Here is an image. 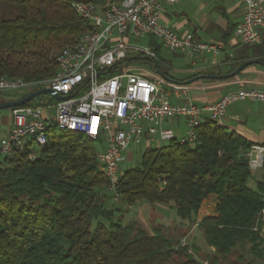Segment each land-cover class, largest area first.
<instances>
[{"label":"trees","instance_id":"1","mask_svg":"<svg viewBox=\"0 0 264 264\" xmlns=\"http://www.w3.org/2000/svg\"><path fill=\"white\" fill-rule=\"evenodd\" d=\"M112 1L119 0H0V75L29 82L54 77L55 53L94 30L73 4ZM150 44L159 60L130 55L103 72L114 75L137 64L175 79L162 69L156 39ZM250 59L264 61V41L238 49L227 72ZM197 141L194 147L172 139L146 148L140 165L123 171L114 205L115 192L98 162L96 142L84 133L53 128L47 147L34 158L28 150L0 157V264H220L247 242L257 252L264 242L255 230L264 183L249 185L252 143L212 120L197 129ZM211 196L215 213L199 226L206 245L215 248L213 257L197 256L176 229L155 226L149 231L116 218L123 206L144 200L173 204L182 219L194 223Z\"/></svg>","mask_w":264,"mask_h":264},{"label":"built area","instance_id":"2","mask_svg":"<svg viewBox=\"0 0 264 264\" xmlns=\"http://www.w3.org/2000/svg\"><path fill=\"white\" fill-rule=\"evenodd\" d=\"M177 1L119 0L106 5L75 2V13L89 21L94 30L56 55L58 72L54 77L29 82L0 75V93L32 87L52 91L45 94L48 102L31 101L11 108L13 123L8 136L0 141V157L28 150L29 157L34 158L37 150L47 147L53 128L84 133L91 140H103L106 144L103 150H97V157L117 200L123 174L121 164L132 143L158 145L160 140L176 139L174 130L165 127V123L182 118L187 132L179 141L194 147L198 143L197 129L208 120L223 126L229 106L246 100L264 103V89L239 88L213 102L198 104L188 85L173 83L157 68L145 65L126 66L114 75L103 72L129 54L159 60L150 44L152 38L168 51L188 56L225 51L223 42H205L193 32L179 34L163 21L166 6ZM240 1L245 12L233 35L242 45H260L264 41V0ZM142 39L147 41L146 45L139 43ZM55 93L68 98L56 99ZM45 110L50 113L45 115ZM248 156L251 169L261 167L264 147L252 145ZM255 230L264 238V206Z\"/></svg>","mask_w":264,"mask_h":264},{"label":"crops","instance_id":"3","mask_svg":"<svg viewBox=\"0 0 264 264\" xmlns=\"http://www.w3.org/2000/svg\"><path fill=\"white\" fill-rule=\"evenodd\" d=\"M179 1L181 0H178L177 2ZM216 7H218L217 9L221 11L222 22L225 24L224 26L221 24L217 25V30L219 31L220 36L219 42H223L226 45L225 51L218 54H214L210 51H204L194 56H188L181 52H172L175 56V60L178 61L177 64L180 65L176 66V69L185 73V76L182 78L174 77L175 79H187L190 75L199 72L202 74L209 72L216 74L218 72L226 73L233 62L235 52L242 48L243 45L240 44L237 39H232L229 42L233 33L229 37H226L225 33L227 30L231 29L234 24L241 21L245 12V7L240 0H238L236 4H229L228 6L218 5ZM162 19L166 24L174 27L179 34L191 32L190 30H185L184 28L186 24L189 23V20L184 18L183 12L175 9L172 5L166 6V11L163 14ZM202 20L205 19L203 18ZM200 25L207 28L206 23ZM193 33H195L196 36L202 40L197 34V28L193 31ZM156 42L161 46L160 57L163 60V64L173 69L174 62L166 58L163 54L164 51L168 53L171 52L168 51L159 40H156ZM228 43H230L229 46ZM188 86L190 95L198 104L213 102L224 93L239 88L264 89V66L261 64H252L246 67L234 78L227 80L199 79ZM49 113L50 111L45 110V115H48ZM12 123V110H0V141L8 136ZM223 126L228 128L230 131H235L241 134L250 143H252V145H260L264 147V103L246 100L229 106ZM165 127L172 128L174 130L177 140L179 137H184L187 132L186 122L182 118L176 121L166 122ZM140 144H145L146 148H157L158 146H163L160 144V141L158 142V145L154 143V146H152L153 143H147L145 141H142ZM253 153L254 155H257L256 151ZM128 157L129 156L126 157V160ZM259 182L264 183V162L261 167L252 169V178L250 179L249 184L251 187L256 188ZM215 210L216 200L211 196L203 202L197 214V220L194 223H191L187 219H182L177 214L173 204L144 201L143 203H140L139 206L134 204L129 207H124V212L121 213H123L122 218L125 221L124 224L135 222L149 231H152L155 226H162L166 229L176 230L187 229L188 234L183 237L184 240H186L190 235L193 236V232L197 227H199L203 218L208 215H213ZM256 264H264V257L262 260L257 261Z\"/></svg>","mask_w":264,"mask_h":264},{"label":"rangeland","instance_id":"4","mask_svg":"<svg viewBox=\"0 0 264 264\" xmlns=\"http://www.w3.org/2000/svg\"><path fill=\"white\" fill-rule=\"evenodd\" d=\"M238 0H181L179 2H176L174 4H171L175 9L180 10V12H183L184 18L189 20V23L186 24L184 27L185 30H190L193 32L197 28V34L201 37L202 40H205V42H219L220 36L219 31L217 30V25H225L224 22H222L221 18V11L217 9L218 5H224L228 6L229 4H236ZM228 4V5H227ZM205 20H202V19ZM206 23L207 28L204 26H201L200 24ZM205 25V26H206ZM232 39H236L235 36H231L229 42ZM139 43L142 45H146L147 41L145 39L139 40ZM230 43H228V46ZM63 47L58 50L55 54L61 52ZM231 51V50H230ZM232 52V51H231ZM164 56L174 62L173 69L169 66H166L165 64H162V69L166 72H168L171 76L175 78H182L185 76V73L177 70L176 66H180L177 64L178 61L175 60V56L171 53H168L164 51ZM130 56V54L128 55ZM129 66H138L136 65H129ZM143 72V70H138ZM37 87H32L29 90H21L19 92H11V93H0V101L4 99H18L21 97L26 96L28 93L32 91H36ZM30 91V92H29ZM49 97L48 95L41 94L36 96L32 102H38L46 101L48 102ZM9 109H2L1 111H7ZM181 139V137L178 138V140ZM170 143V140H160L161 145H167ZM155 144L153 143L152 146ZM97 150H103L106 147V144L103 140L96 142L95 144ZM145 144H138V143H132L130 148L127 151L128 159L125 160L121 164V170L125 171L131 167H136L140 165L142 155L145 151ZM130 153V154H128ZM250 185V184H249ZM109 194H112V191L108 190ZM143 201H138L136 204L139 206L140 203H143ZM111 203L114 205V203L118 204L117 200H111ZM119 206V205H118ZM121 212H124V206L121 209ZM119 213L116 215V218L121 219L124 223V219L122 218L123 213ZM177 236L185 237L186 234H188L187 229H179L176 232ZM193 236L190 235L188 239L184 240L183 243H187L193 247H195V251L197 256H200L201 258H206L208 255L212 256L211 252H214V247H209L206 245V242L203 237V230L202 228L197 227L196 230L193 232ZM260 239H263L262 237ZM252 244L246 243L245 247L238 246L234 252L229 255L227 260L220 261V264H256L257 261H260L263 259V256H261V252L264 249V242L259 243V247L256 249L257 252L252 250ZM213 249V250H212ZM241 256V257H240Z\"/></svg>","mask_w":264,"mask_h":264},{"label":"water","instance_id":"5","mask_svg":"<svg viewBox=\"0 0 264 264\" xmlns=\"http://www.w3.org/2000/svg\"><path fill=\"white\" fill-rule=\"evenodd\" d=\"M146 59H148L147 57H145ZM252 64H261L264 66V61L258 60V59H250V60H246V61H242L233 71L231 72H226V73H220V74H216V73H205V74H199L196 75L190 79H187L185 81H179L177 79H173V78H168L166 77L162 71L157 68L158 72L161 73L167 80L176 83V84H180V85H189L191 83H193L196 80L199 79H216V80H227V79H231L237 75H239L247 66L252 65ZM51 89L48 88H43V89H39L36 91H32L30 93H28L26 96L21 97L19 99H11V100H6V101H0V110L2 109H11L14 107H20L23 105H26L27 103L31 102L36 96L41 95V94H46V93H51ZM54 97L56 99L59 100H64L67 99L68 96H62L59 95L57 93L54 94Z\"/></svg>","mask_w":264,"mask_h":264}]
</instances>
